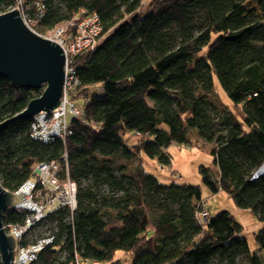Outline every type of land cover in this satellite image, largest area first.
Segmentation results:
<instances>
[{
  "label": "trees",
  "instance_id": "1",
  "mask_svg": "<svg viewBox=\"0 0 264 264\" xmlns=\"http://www.w3.org/2000/svg\"><path fill=\"white\" fill-rule=\"evenodd\" d=\"M13 4L0 0V14ZM42 4L44 18L34 28L40 35L84 15H96L102 32L94 50L74 57L79 83L69 97L86 104L85 117L72 121L64 142L33 139L31 119L0 129L5 190L16 192L35 165L49 162L61 164L63 179L77 187L72 215L68 208L50 212L24 237L20 247L52 237L30 264H73L77 254L82 264H123L120 255L130 256V264H262L230 213L199 223L201 206L192 205L205 202L199 186L163 185L141 161L144 155L169 166L171 146L208 152L219 175L214 181L201 170L204 185L256 217L261 228L254 239L264 250V176L252 178L264 162V0ZM214 80L237 115L218 114L208 103ZM40 95L0 76V123ZM25 216L8 209L2 225L9 230Z\"/></svg>",
  "mask_w": 264,
  "mask_h": 264
},
{
  "label": "built area",
  "instance_id": "2",
  "mask_svg": "<svg viewBox=\"0 0 264 264\" xmlns=\"http://www.w3.org/2000/svg\"><path fill=\"white\" fill-rule=\"evenodd\" d=\"M14 10L18 12L24 25L33 32L37 22L44 18L45 12L42 0H14L9 11ZM101 32L102 27L96 15H84L80 20L74 19L59 25L49 37L35 32L61 47L65 58V76L61 105L50 113H39L31 118L30 135L33 139L42 143H51L56 139L64 142L72 134V121L84 120L86 104L80 106L69 97L79 83L74 57L83 51L94 50L99 45ZM62 172L63 167L59 163H39L33 168L31 178L13 193L11 209L25 212L26 216L22 224L5 230L15 241L12 264L32 263L44 245L52 241V237L45 234V238H40L36 243L20 247L24 237L42 223L48 213L61 208H68L71 215L75 211L77 187L68 177L64 180ZM200 206L201 211L197 213V218L204 225L207 217L206 211H203L205 203L201 202ZM73 264H82L78 254Z\"/></svg>",
  "mask_w": 264,
  "mask_h": 264
},
{
  "label": "water",
  "instance_id": "3",
  "mask_svg": "<svg viewBox=\"0 0 264 264\" xmlns=\"http://www.w3.org/2000/svg\"><path fill=\"white\" fill-rule=\"evenodd\" d=\"M0 76L15 89L37 90L45 85L40 97L30 100L22 112L0 123V129L39 113H50L61 105L65 76L63 51L58 44L27 28L16 10L0 14ZM263 176L264 162L252 178ZM13 196L0 185V264H12L15 255V241L2 225L3 213L11 209Z\"/></svg>",
  "mask_w": 264,
  "mask_h": 264
},
{
  "label": "rangeland",
  "instance_id": "4",
  "mask_svg": "<svg viewBox=\"0 0 264 264\" xmlns=\"http://www.w3.org/2000/svg\"><path fill=\"white\" fill-rule=\"evenodd\" d=\"M248 5H253L250 1ZM53 32V31H52ZM46 33V37L51 36L53 33ZM104 36L102 38L105 39ZM45 85H41L36 91L44 90ZM207 100L210 106L217 111L218 114L228 112L229 110L237 115V110L234 108L232 102L227 98L225 92L221 89L217 80H214L213 89L207 94ZM78 99H74L76 103ZM192 140L195 141L193 132L191 134ZM134 143L133 140L129 141V144ZM168 154L171 158L169 166L161 167L156 161L150 160L142 155V166L146 173L154 176L159 183L163 185L170 184H187L199 186L201 191V197L205 200L204 210L207 213V217H213L219 212L226 211L230 213L237 223L241 226L242 236L247 240L248 247L251 252H256L264 264V250H257V244L254 239V234L261 228V223L256 217L249 211L243 210L238 207L236 202L228 198L224 192L212 194L202 181V171L206 170L210 178L214 181L218 180L219 170L214 163L212 156L201 149L199 146L193 147H177L171 146L168 149ZM106 189V188H105ZM201 204V203H200ZM197 201H193V206H199ZM201 209V208H200ZM206 217V220H207ZM41 231V230H40ZM48 231L47 227H42V234ZM119 254H117V257ZM123 264H130V256H119ZM89 264V263H83ZM90 264H103V263H90ZM211 264H220L213 261ZM238 264H247L245 260H240Z\"/></svg>",
  "mask_w": 264,
  "mask_h": 264
}]
</instances>
